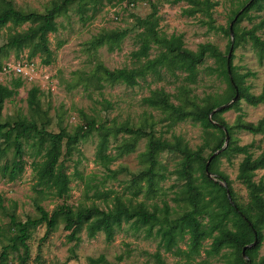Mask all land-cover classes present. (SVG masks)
Wrapping results in <instances>:
<instances>
[{"label": "trees", "instance_id": "obj_1", "mask_svg": "<svg viewBox=\"0 0 264 264\" xmlns=\"http://www.w3.org/2000/svg\"><path fill=\"white\" fill-rule=\"evenodd\" d=\"M165 1L185 2L186 6L182 8L184 15L193 16L199 13L206 18L202 22L209 29H219L226 36H230V22L239 13L232 24L233 39H228L226 50L222 52L217 45L210 42H202L196 49H189L184 46L181 33L166 35L161 32L157 4L149 0L151 6L149 13L143 17L132 14L134 17L132 30L138 42V48L132 52L136 64L132 67L110 69L97 62L85 79L95 83L99 88L103 86V82L134 86L139 83V79H145L149 74L161 78L163 71H166L173 76H177V72L185 73L184 79L193 83L198 76V66L207 57L213 58L215 66L210 65L207 69L209 73H216L226 81V88L221 93H209L198 98L192 94L187 84H180L175 94L177 103L171 100L172 95L164 88L153 89L142 97V102L160 111L162 118L170 125L184 120L200 125L203 131L202 142L192 148L181 135L173 134L170 139L155 135L153 129L155 121L151 115L144 118L141 125L127 121L108 125L85 116L84 123L77 124L72 131H68L66 127L52 131L48 129L50 117L41 109L42 90L38 85H33L28 90L30 94L28 115L2 121L5 100L17 95L23 85L20 77H13L10 85L0 82V177L6 181H14L20 176L24 171V142L31 140L29 144L33 152L29 155L32 158L34 189L39 193L64 199L71 190V176L65 169L63 159L92 130L98 131L99 135L95 159L112 175L117 172L109 167L113 159L132 152L138 140L146 137L145 149L139 153L143 167L137 173H133L130 180L131 188L135 190L134 194L142 192L153 194L158 190L159 181L166 177V167L157 159L156 152L159 149L171 152L179 156L173 174L181 181V187L175 200L183 202L184 210L173 215L167 203L162 207L157 205L149 207L145 201L133 202L118 194L112 197L111 203H107L105 208L96 204L73 206L63 202L52 210H47L35 201L36 214L27 216L24 220L18 219L12 210L6 212L10 229L8 234H5L7 230L0 227V235H5L6 239L1 245L0 264H28L30 252L27 240L31 231L40 224L45 225L41 240L46 239L62 224L63 230L66 231V240L78 243L82 230L88 237L103 232L105 238L110 241L122 224L127 222L135 227H145L147 236L159 237L158 250L152 255L154 264H167L159 248L188 259L203 251L206 257L223 254L226 257L225 264H264V253L262 255L258 253L264 230V177L255 179L257 171L264 168V146L254 155L251 151L252 142L240 145L232 139V131L237 129L253 135L259 134L264 140V116L255 122L245 120L239 106L240 100L252 106L264 103V84L261 91L255 94L250 90V84L246 83V78L255 76L256 73L249 69L239 72L232 64V54L227 62L230 48L232 47V52L245 41L253 48L258 63L264 65V35L257 33L264 28V14L258 15L260 19L251 28H241L239 25L246 17L252 19L251 10L258 12L264 10V0H237V5L231 10L225 27L213 23V9L219 3L218 0ZM113 4H118V0H50L43 12H37L16 8L12 0H0V28L7 23L13 26L29 24L26 29L8 35L6 42L0 45V54L6 49L21 51L30 48L31 56L40 52L41 62L50 64L53 60V51L49 47L48 33L57 30L56 18L73 9L79 19L85 22L94 17L104 5ZM241 9L243 10L239 12ZM129 30L115 28L100 31L88 44L91 49L105 45L109 51H113L119 48ZM153 48L157 49V52L150 57L149 52ZM1 67L0 65V69ZM235 94L237 97L231 104L214 111L210 116L213 109L230 101ZM229 109L237 111L232 124L227 123L222 116ZM225 130L230 137L226 146ZM118 133L128 136H122L121 141L115 146V154L106 153L109 136L116 137ZM217 150L220 151L211 158L208 165V170L215 174L213 179L206 174L205 164ZM231 154L243 155L238 164L236 179L247 190L246 203L237 200L228 176L218 169L219 158ZM197 171L199 175L195 174ZM222 182H225L226 186ZM103 195L107 198L109 192ZM0 208L2 211L7 210L1 196ZM255 234L256 244L245 248L244 258L242 248L252 243ZM185 238L186 248L182 249L179 243ZM206 239H210V243L204 248L203 241ZM224 250L226 251L222 253ZM10 251L15 253L16 262L8 263ZM87 260L89 264L105 262L103 255L96 258L88 257Z\"/></svg>", "mask_w": 264, "mask_h": 264}, {"label": "rangeland", "instance_id": "obj_2", "mask_svg": "<svg viewBox=\"0 0 264 264\" xmlns=\"http://www.w3.org/2000/svg\"><path fill=\"white\" fill-rule=\"evenodd\" d=\"M12 1L16 8L37 12H43L50 2V0ZM150 1L157 4L161 32L166 35L181 33L184 46L189 49L194 50L199 43L210 42L217 45L222 52L226 50L228 39L231 37L226 36L219 29H209L202 22L206 18L199 13L193 16L184 15L182 8L186 6L185 2ZM218 2L213 9V23L216 26L225 27L228 24L231 10L237 5V0H218ZM150 11L149 0H132V2L118 0V4L104 5L95 13L94 17L82 22L75 11L70 9L66 14L56 18L57 30L48 33L49 47L53 51V60L50 64L41 62L40 52L31 56L30 48L21 51L13 49L3 51L0 54L1 66L7 61L17 59L21 54H26L28 58L37 63L38 69L33 80H23L18 94L5 100L1 120H12L20 115H28L30 110L28 90L31 86L38 85L42 90L41 109L46 111L50 117L48 129L52 131H58L61 127L72 131L77 124L84 123L85 116L93 117L98 123L108 125L124 121L141 125L144 118L151 115L152 120L155 121L153 128L155 135L168 139L173 134L181 135L190 147L195 148L202 142L203 131L200 125L190 120L170 125L167 120L162 118L160 111L143 103L142 97L148 95L153 89L164 88L172 95L171 100L177 103L175 94L180 84H187L191 88L192 94L197 95L198 98L209 93H221L226 88V81L216 73H209L207 69L210 65L215 66L213 58L207 57L198 66V76L193 83L184 79L185 73L177 72L178 75L173 76L166 71H163L161 78L149 74L145 79H139V83L134 86L103 82V86L99 88L95 83L85 79L97 62H101L110 69L132 67L136 64L132 52L138 48V42L134 36V30H132L134 23L132 14L143 17ZM263 14L264 10L260 12L251 10L252 19L246 17L241 20L240 27L251 28L260 19L258 15ZM28 25V23H24L21 26H13L7 23L6 26L0 28V45L6 42L11 32L26 29ZM115 28L130 29L119 48L113 51H109L105 45L97 49L90 48L88 43L94 35L103 30ZM257 33L263 36L264 28L258 30ZM156 52L157 49H151L150 57ZM231 54L233 55L232 64L239 72L242 73L249 69L256 73L255 76L247 77L246 83L250 84L252 92L258 94L264 84V65L258 63L249 42H241L232 50ZM13 77L16 76L3 74L0 71V82L3 84L10 85ZM239 106L245 120L255 122L264 116V103L252 106L240 100ZM236 114L237 111L229 109L222 116L227 123L232 124ZM122 136L127 137L128 135L118 133L116 137L109 136L106 153H116L115 146L121 141ZM229 139L230 137L228 141ZM232 139L240 145L252 142L251 151L254 152V155L258 154L261 147L264 146L261 135H253L244 130L234 129ZM98 141V131L92 130L76 144L66 158L62 156L65 169L71 176V190L64 199L39 193L34 189L32 158L29 155L33 152V148L29 144L31 140L24 142V171L14 181H6L0 177V196L3 198L4 206L7 207L6 211H2L0 208V227L7 230L5 234H8V229H10L6 212L12 210L18 219L24 220L27 216L36 214L35 201H38L47 210H52L63 202L73 206L96 204L105 208L107 203H111L112 197L118 194L133 202L145 201L149 207L152 205L162 207L164 203H167L173 215L184 210L183 202L175 200L181 187V181L177 180L176 175L173 174L179 156L159 149L156 152V157L160 163L165 165L166 177L159 181L158 190L155 193L142 192L136 195L134 194L135 190L131 188L130 180L132 174L137 173L143 167L139 153L145 149L147 138H140L132 152L113 159L109 167L111 170L117 171L114 175L109 174L95 159ZM10 153L11 151L8 154ZM242 157V154L221 156L218 161V169L228 176L237 200L246 203L248 201L247 190L236 179L238 164ZM195 174L199 175L200 173L197 171ZM261 177H264V168L257 171L255 179ZM105 192H109L107 198H104ZM44 231V224L36 226L31 231L27 240L30 252L28 264H89L88 257L96 258L99 255H103L105 258V262L100 264H154L152 255L158 250L159 237L147 236L145 227H135L130 222L123 223L110 241L105 238L103 232L97 233L94 237H88L82 230L80 232L81 240L78 243L68 242L62 224L46 239L41 240ZM5 241V235H0V251L1 245ZM185 241L186 238L179 243L182 249L186 248ZM203 243L204 248L208 247L210 239H206ZM159 250L167 264H225L226 260L223 254L206 257L203 251L188 259L173 252H165L163 248H159ZM258 253L259 255L264 253V230ZM7 261L8 263L17 261L14 252H9Z\"/></svg>", "mask_w": 264, "mask_h": 264}, {"label": "built area", "instance_id": "obj_3", "mask_svg": "<svg viewBox=\"0 0 264 264\" xmlns=\"http://www.w3.org/2000/svg\"><path fill=\"white\" fill-rule=\"evenodd\" d=\"M38 65L26 54H21L17 59H12L4 63L0 71L3 74L15 75L22 80L31 81L35 78Z\"/></svg>", "mask_w": 264, "mask_h": 264}, {"label": "water", "instance_id": "obj_4", "mask_svg": "<svg viewBox=\"0 0 264 264\" xmlns=\"http://www.w3.org/2000/svg\"><path fill=\"white\" fill-rule=\"evenodd\" d=\"M242 10H243V9H241L239 12H241ZM238 14H239V13H237V15L234 17V20L237 18ZM234 20L231 21V22H230V25H229V30H230V37H231V39H233L232 24H233ZM231 49H232V47L230 48L229 52L227 53V62L229 61V58H230V55H231ZM236 97H237V94H235L234 97H233L230 101H228L227 103L222 104V105H220V106H217V107H216L215 109H213V111L210 113V116H211V114H212L214 111L220 110V109H222V108L228 106L229 104H231V103L236 99ZM212 122H214V121H212ZM228 138H229V136H228V134H227V132H226V130H225V141H224V146L227 145ZM220 150H221V149H220ZM220 150L215 151V152L209 157V159L207 160V162H206V164H205L206 174H207L209 177L213 178V179L215 178V174H214V173H211V172L208 170V165H209V162H210L211 158H212L216 153H218ZM222 183H223L224 186H226L225 182H222ZM227 195H228V197H230L228 190H227ZM256 241H257V238H256V234H255V237H254V240L252 241V243H250L249 245H246L245 247L242 248V254H243L244 258L246 257V256H245V248L248 247V246H253V245H255V244H256Z\"/></svg>", "mask_w": 264, "mask_h": 264}]
</instances>
